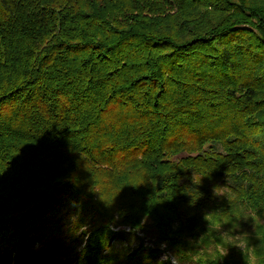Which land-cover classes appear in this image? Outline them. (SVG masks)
I'll list each match as a JSON object with an SVG mask.
<instances>
[{
  "label": "trees",
  "instance_id": "16d2710c",
  "mask_svg": "<svg viewBox=\"0 0 264 264\" xmlns=\"http://www.w3.org/2000/svg\"><path fill=\"white\" fill-rule=\"evenodd\" d=\"M208 204L264 222V0H0V264H155L110 226Z\"/></svg>",
  "mask_w": 264,
  "mask_h": 264
},
{
  "label": "rangeland",
  "instance_id": "374dc122",
  "mask_svg": "<svg viewBox=\"0 0 264 264\" xmlns=\"http://www.w3.org/2000/svg\"><path fill=\"white\" fill-rule=\"evenodd\" d=\"M215 211L217 210L213 209V207L208 204L204 211V215L205 213H213L214 215ZM185 213L188 218H192L191 213H193V211ZM176 215H178V213ZM204 215L203 228L192 231L190 230L192 226H189L187 222L179 221L177 220V217H172L168 225L173 234V236L170 237L171 240L155 236L153 233H141L140 231L134 230L132 227L126 225L110 226L113 235L110 244H113L116 248H122L129 253L134 252L137 254L138 250H143L142 252H147L152 255L154 257V263L158 264V261L165 253L175 255L173 248H180L178 244L174 242V240H176L178 243L184 245L182 248L185 252L184 254L190 257L192 262L180 261L175 255V264H193L194 258L199 261V264H208L205 258H214L219 264H224L222 260L223 258H219L217 252L221 247L227 249L234 242L235 235H241L253 230V222L249 224L247 223L243 228L237 227L235 229H232L233 225L225 224L219 231L214 227H209V222L204 219ZM216 222L219 221L216 220ZM258 225H264V222L261 221ZM228 232H232L233 235L222 236L223 233ZM165 242L167 247L163 248L162 245ZM238 252H240V249L229 247L228 255L225 256V258H228L231 255L235 256ZM138 256L142 260H146L145 255Z\"/></svg>",
  "mask_w": 264,
  "mask_h": 264
},
{
  "label": "clouds",
  "instance_id": "9594fccd",
  "mask_svg": "<svg viewBox=\"0 0 264 264\" xmlns=\"http://www.w3.org/2000/svg\"><path fill=\"white\" fill-rule=\"evenodd\" d=\"M194 185H200L202 183V176H198L195 172L191 177ZM227 185H214L213 186V195L214 197H227L230 202V196L226 192ZM204 219L209 222V227H214L217 230H221L223 225L232 223L231 221H224L223 223L216 222L213 213H205ZM238 220L248 221L251 220L253 222L254 229H256L257 225L261 223L260 217L255 213H249L245 209H241L237 214ZM233 227H235L233 225ZM232 232L223 233L222 236H230ZM249 235L248 233H243L241 235H235L234 242L229 247H236L240 249L242 255L245 259V264H256L255 258L252 254L251 246L249 245ZM163 248L167 247L166 242L162 245ZM228 247V248H229ZM228 248L225 249L221 247V249L217 252V256L219 258H223L228 255ZM158 264H175V255L171 253H165L161 259L158 261ZM193 264H199V261L194 258Z\"/></svg>",
  "mask_w": 264,
  "mask_h": 264
}]
</instances>
